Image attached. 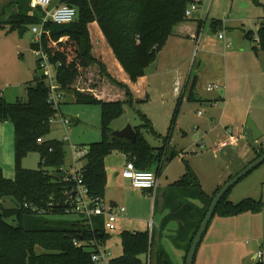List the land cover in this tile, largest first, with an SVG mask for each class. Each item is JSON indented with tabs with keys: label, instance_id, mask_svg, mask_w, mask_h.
<instances>
[{
	"label": "trees",
	"instance_id": "1",
	"mask_svg": "<svg viewBox=\"0 0 264 264\" xmlns=\"http://www.w3.org/2000/svg\"><path fill=\"white\" fill-rule=\"evenodd\" d=\"M31 1L13 0L11 10H14V13L8 19L6 12L5 16L0 15V29L10 27L11 32L25 36L31 27L40 24L43 13L40 10L31 16ZM252 1L260 5V0ZM60 2L62 5L77 8L78 19L68 25H47L42 46L50 62L58 66L57 82L64 99L72 95L79 105L103 107V141L88 146L83 158L85 166L80 174L84 184L90 189V195L104 199L108 181L106 159L112 153L132 156L136 167L142 171H152L157 161H173L178 156L176 152L168 156L164 153L166 145L171 142V132L163 138L165 147L162 150L152 148L144 132L151 135L156 132L145 115H141L144 124L135 128L138 138L136 144L112 136L113 132L109 127L111 122L124 114L126 107L135 108L139 102L135 100L128 85L111 75L108 65L116 73L120 68L119 63L132 83H137L145 77L147 69L157 61L174 29L188 21L186 11L194 0ZM95 24L99 26L114 55L105 48L102 38L99 39L95 35L98 38L96 46H103L102 53L106 61H103L102 56H96L91 32V26ZM201 29L202 24H199L198 33ZM38 48L37 44H32L33 50ZM260 49L264 50V28L260 33ZM37 68L41 70L38 60ZM28 85L26 103L21 100L9 103L0 93V123L14 124L16 142L15 179H7L0 168V264H94L92 255L97 253L110 237L106 231L105 219L95 220L91 227L87 226L81 217L76 221L53 218L68 214L77 215L74 209L78 185L74 180L68 181L69 175L65 171L66 144L48 140L52 131L50 121L60 114L64 99L58 109L49 103L51 91L44 75L36 76L35 81ZM113 90L115 93L111 94ZM117 90L123 94L121 100L113 98L118 94ZM177 114L178 109L170 131L174 128ZM44 139V143H39V140ZM34 151L41 155L40 168L35 171L23 168V159ZM262 155L264 149L259 152L257 158ZM185 165L187 173L175 190L182 201L177 205H167L172 214L165 221L164 227L171 221L180 222L174 243L178 248L185 250L188 259L212 202L223 186L209 197L201 189L199 178L188 162L185 161ZM161 170L162 168L159 169ZM57 174H63V177L60 178ZM232 178L234 177L229 181ZM229 193L219 204L215 217L231 218L264 211L263 201L248 199L234 204L228 198ZM8 199L14 205L12 208L5 206ZM188 200L194 202L191 207L185 204ZM197 202L205 205L198 215L196 210L199 209L195 205ZM121 236L124 254L112 264H145L142 257L151 254L153 237L151 240L148 232H125ZM76 243L80 246H76ZM38 248L44 250V253L38 254ZM159 264L173 263L165 253H161Z\"/></svg>",
	"mask_w": 264,
	"mask_h": 264
},
{
	"label": "rangeland",
	"instance_id": "2",
	"mask_svg": "<svg viewBox=\"0 0 264 264\" xmlns=\"http://www.w3.org/2000/svg\"><path fill=\"white\" fill-rule=\"evenodd\" d=\"M12 1L0 0V15L5 16L4 12H6V19L14 13V10H11ZM225 2L226 0H209L210 19L217 15L224 19ZM239 3L242 10L246 11H248L250 4L255 6L252 0H236V5ZM236 11L237 9H235V13ZM227 14L228 16L231 15L230 12H226ZM5 35L8 37H6L5 58L0 61V93L5 96L9 103H15L18 99L26 103L28 102V83L35 81L36 76H43V71L37 68V58L33 53L34 51L32 52L35 36L32 33V27L25 36H21L18 32H11L10 27L0 29V37H5ZM97 40L98 38L93 34V44L95 48L97 47L96 56L101 55L103 61H106L102 53L103 46H96ZM105 48L107 47L105 46ZM201 55L199 47L194 48L190 53L187 71L193 72L192 78L197 75L196 71H198ZM202 70H204V66L200 68V71ZM35 71L37 74H34ZM204 73L206 78L202 79L198 87L199 90L206 92L204 97H200L201 95L196 93V98L191 100L189 95H183L184 84L179 86L180 93H177L174 90V85L169 84L166 90L160 85L156 89L154 84L151 83L149 89H147L150 100L141 102L135 108L126 107L125 113L112 121L109 127L112 132H118L128 125L134 128L142 126L144 122L141 115H145L156 132L155 135L147 138L151 146L162 147L163 141L161 138L166 137L171 132L172 148L180 154L173 161L171 171L176 173L184 171L185 162L183 159H186L200 181L203 182L206 191L210 192L215 187L217 180L220 178L228 179L231 174L237 175L244 170L246 165L248 166L245 156L247 151L251 155L252 146L249 145L248 141L243 140L237 148L229 147L224 151L217 150V145L223 141L222 129H220V118L211 119L213 114L211 101L214 100L209 99L208 96L217 95L220 90L215 89L218 90H214L215 92L208 90L213 82L207 77L210 76L207 75V71H204ZM73 97L68 95L62 102L60 114L52 125L48 140L65 142L68 138V142H65L67 149L65 167L67 169L75 167L81 170L85 166V160L79 157L80 153L86 152L91 144L103 141V107L101 105H79ZM177 103H181V105H179L174 128L170 131L173 120L172 113H174ZM172 109L173 111L168 114ZM62 119L70 121L71 125L67 128L64 127L61 123ZM250 119L257 124L260 132L264 134V114L259 112L248 114L247 123ZM72 120L77 122L73 123ZM230 125L234 128L236 124ZM197 135L201 136L199 140H196ZM250 141L254 140L251 139ZM15 143L14 124L11 122L0 123V168L9 180H14L16 176ZM262 143L264 145V138H262ZM119 154L121 153L114 152L107 158L116 157ZM40 163L41 155L39 152L34 151L23 159L22 166L25 169L35 171L40 168ZM154 170L156 171L157 167ZM228 198L234 204H239L248 199L257 202L264 201V164L236 185L229 193ZM5 206L12 208L14 205L8 199L5 201ZM53 218L76 221L80 216L68 214ZM211 227V232L215 236L212 242H216L217 247L222 248H219L221 257L216 256L217 259H214V255L210 256L206 264H255L251 261V255L257 251V249L255 250L256 239L259 237L257 233L262 232L264 227V211L259 214L245 213L227 219L216 216ZM121 235L122 233L119 230L111 233L106 245L103 246L104 250L111 252L115 258H121L124 254ZM37 253L42 254L44 250L38 248ZM148 257L149 254L142 257L145 264H157L155 254L151 262H149Z\"/></svg>",
	"mask_w": 264,
	"mask_h": 264
},
{
	"label": "crops",
	"instance_id": "3",
	"mask_svg": "<svg viewBox=\"0 0 264 264\" xmlns=\"http://www.w3.org/2000/svg\"><path fill=\"white\" fill-rule=\"evenodd\" d=\"M194 2L198 4L199 9L194 12L187 22L178 25L174 29L172 36L159 53L157 61L152 64L156 66L152 67L151 65L147 69L145 77L139 79L137 83L131 82L129 76L116 59L120 67L116 73L106 64L108 65L109 72L115 79L132 89L135 100L139 102L138 104L150 100L147 89H149L151 83L154 84L156 89L161 86L166 90L169 84L174 85L175 91L177 83L180 86L184 84L183 95H189L191 100L196 98V93L200 94V97H204L206 92L199 90L198 87L202 79L206 78L204 71H207V75H210L207 77L213 82L210 85H214L220 90L219 94L208 96L210 97L209 99L214 100L211 101L213 105L211 119L220 118L223 141L230 137L231 131L238 134L239 143L232 148L240 146L243 140L248 141L249 145L252 146L251 155L247 151V155L245 156L246 163L249 166L258 159L259 152L264 149L262 143L264 134L260 140H256L247 128L248 114H254V112L264 114V50L260 49V33L264 28V0H260V5L255 4L254 6L250 4L248 11L242 10L240 3L236 5V0H226L225 11L230 12L231 15L228 16L225 12L224 19H221L218 15L210 19L209 0H194ZM60 5H62L60 0L53 2V8ZM235 9H237L236 13ZM199 24H202V29L198 33ZM91 32L99 39L100 37L102 38L105 46L113 55L97 24L91 26ZM221 34H224L225 39H220ZM6 37L8 36L0 37V61L5 58ZM228 44H231V47H228ZM196 47L200 48L202 55L198 63L197 75L192 78L193 72L187 71V67L190 53ZM189 50L192 51L190 52ZM203 66L204 70L200 71V68ZM35 72L34 74H36ZM117 91L118 94L113 98H117L114 100H121L123 94L119 90ZM110 93L114 94L115 90ZM179 105L181 103L176 104L177 107L174 113H172L173 117L177 109L179 112ZM172 111L173 109L168 114ZM72 122L76 123L77 121L72 120ZM230 124L236 125L233 128ZM144 134L146 138L152 136L146 132ZM200 137V135H197L196 140H199ZM163 138H161L162 141ZM251 139L254 141H250ZM171 143L165 147L164 142H162V147L157 148L152 146V148L160 151L165 147L164 153L167 156L173 152H176L179 156L180 154L172 148ZM173 161H157L153 166L152 170L156 173L158 179V188L154 192L137 189L129 180L123 177V172L129 162L127 155L121 153L116 157L111 156L106 160L108 181L104 202L106 205H116L126 208V212L120 216L117 222V229L114 232L119 230L122 234L125 232L146 233L149 231L150 225H152L153 248L150 262L153 260V255L155 254L157 264H159V260L161 259V253H165L173 264H187L185 250L178 248L174 243V237L177 234L180 222L177 220L171 221L164 227L165 221L172 214L171 209L167 205H177L182 201L175 190L178 189V183L187 173L186 165L184 171H178L177 173L171 171ZM183 161L185 162L186 159H183ZM248 166L246 165L244 170ZM156 167L157 170L155 171ZM161 168L162 170L159 171ZM237 175L231 174L228 179L220 178L216 181L215 187L210 192L206 191L203 182L199 179L201 189L209 197H212L219 187L224 186L231 177ZM193 203L189 200L185 201V204L190 205V207ZM195 205L199 209L196 210V214L198 215L199 211L205 208V205L201 202H197ZM211 225L199 246L195 264H206L207 259L209 260L210 256L213 255L214 259H217L216 256L221 257L219 248H222L220 246L217 247L216 242H212L215 236L211 232ZM114 232H108V234L110 235ZM257 234L259 236L256 239L255 250L257 249V251L251 255V261L255 264L264 263V259L261 261L258 258L259 253L262 252L264 254V227L262 232Z\"/></svg>",
	"mask_w": 264,
	"mask_h": 264
},
{
	"label": "built area",
	"instance_id": "4",
	"mask_svg": "<svg viewBox=\"0 0 264 264\" xmlns=\"http://www.w3.org/2000/svg\"><path fill=\"white\" fill-rule=\"evenodd\" d=\"M54 0H32L31 1V9L33 12L31 16H34L36 11H42L43 18L41 19L40 24L32 27V33L35 36L34 44L39 46L38 49L33 50L34 54L39 61V65L41 70L43 71V75L46 78V82L48 87L50 88L51 94L49 103L55 107L59 108L61 102L64 99V94L60 90V86L57 82V70L58 66L53 65L50 62L48 54L44 51L42 43L43 36L45 33V27L49 24L55 25H68L74 23L78 19V10L75 7H71L68 5H60L58 7H52ZM199 9L197 3L191 4L186 11V18L190 19L194 12ZM220 39H225L224 34L220 35ZM228 47H231V44H228ZM180 84L177 83L176 92L179 93ZM217 89L216 86L210 85L208 90L214 91ZM57 119V118H56ZM56 119H52L50 124L53 125ZM61 123L64 127H69L70 121L62 119ZM44 140H39V143H44ZM65 142H68V138H66ZM239 143V136L233 131L230 132V137L225 141L221 142L217 150L223 151L229 147H234ZM86 156V152L80 153L79 157L84 158ZM65 171L69 175L68 181L74 180L78 185V196L75 201V214L79 215L84 223L87 226H93L95 220L100 218L105 219V226L107 232H114L117 229V222L122 214L126 212V208L119 207L116 205H106L104 199L100 197H92L90 195V189L84 184L83 177L80 174L81 170H78L75 167H71V169H66ZM123 177L129 180L132 185L141 190H151L156 191L158 188V179L156 173L152 171H142L139 170L134 161L128 162L126 168L123 172ZM149 237L152 240L153 237V227L150 225L149 227ZM76 246H80L79 243H76ZM151 255V254H150ZM149 255V262H150ZM259 260L264 259V254L261 252L258 254ZM115 260L114 256L111 252H107L103 247H100L99 251L92 255V262L94 264H112Z\"/></svg>",
	"mask_w": 264,
	"mask_h": 264
},
{
	"label": "water",
	"instance_id": "5",
	"mask_svg": "<svg viewBox=\"0 0 264 264\" xmlns=\"http://www.w3.org/2000/svg\"><path fill=\"white\" fill-rule=\"evenodd\" d=\"M247 128L252 133L254 139L260 140L263 136V134L260 132L257 124L250 119L247 123ZM112 136L120 139V140H126L133 144L137 143V133L133 126L128 125L125 129L118 132H113ZM133 160V157H129V162ZM264 164V155H262L259 159H257L255 162H253L251 165H249L245 170H243L241 173H239L237 176L232 178L228 183H226L221 191L217 194L215 199L212 202V205L209 209V212L207 214L206 219L204 220L195 240L191 247L190 253L188 255L187 264H195V260L197 257L199 246L201 245L204 236L206 235L209 226L211 225L216 210L219 206V204L222 202L224 197L236 186L238 185L243 179H245L247 176H249L254 170H256L259 166ZM58 177L62 178L63 174H57Z\"/></svg>",
	"mask_w": 264,
	"mask_h": 264
}]
</instances>
